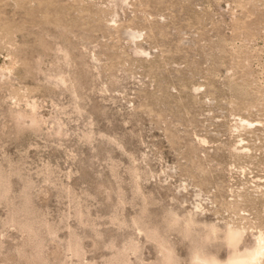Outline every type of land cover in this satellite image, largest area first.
<instances>
[{
  "label": "rangeland",
  "instance_id": "obj_1",
  "mask_svg": "<svg viewBox=\"0 0 264 264\" xmlns=\"http://www.w3.org/2000/svg\"><path fill=\"white\" fill-rule=\"evenodd\" d=\"M189 214L264 233V0H0V264H191Z\"/></svg>",
  "mask_w": 264,
  "mask_h": 264
},
{
  "label": "bare ground",
  "instance_id": "obj_2",
  "mask_svg": "<svg viewBox=\"0 0 264 264\" xmlns=\"http://www.w3.org/2000/svg\"><path fill=\"white\" fill-rule=\"evenodd\" d=\"M251 123L246 120H242ZM249 125V124H248ZM186 228L192 230L193 226L202 225L201 232L198 231L199 239L192 238L194 243L191 264H263L264 259V233L260 232L256 238V245L252 249L241 250L240 244L245 235V228L226 224L222 227L215 222H200L193 214L185 218ZM200 228V227H199ZM190 232V230L188 229ZM163 252L162 264H178L175 247L163 236L157 235ZM152 238V237H151ZM222 239L231 253L222 258L219 248L211 250L208 245L216 239ZM195 239V240H193ZM118 261V260H117ZM124 264V263H123Z\"/></svg>",
  "mask_w": 264,
  "mask_h": 264
}]
</instances>
